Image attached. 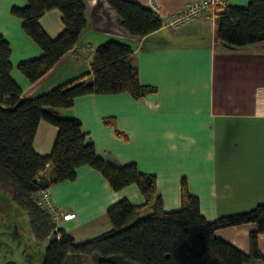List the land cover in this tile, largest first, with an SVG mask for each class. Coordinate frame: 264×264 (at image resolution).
<instances>
[{
  "label": "crops",
  "instance_id": "crops-1",
  "mask_svg": "<svg viewBox=\"0 0 264 264\" xmlns=\"http://www.w3.org/2000/svg\"><path fill=\"white\" fill-rule=\"evenodd\" d=\"M126 1L155 12L161 28L142 38L133 36L105 0H82L86 26L77 43L32 84L17 67L38 58L42 51L10 12L26 6V1L0 0V36L10 46L11 79L22 97L33 99L76 79L92 81L95 49L110 40L125 44L132 50L131 63L140 82L154 87V94L140 100L127 93L88 94L76 98L69 109L46 111L78 119L97 156L109 164H136L140 172L155 176L164 212L180 208L182 179L189 194L198 199L207 222L264 204V42L228 46L217 37L216 21H195L180 29L167 26L171 14L202 0ZM225 1L244 8L250 0ZM39 24L52 39L64 30L56 9L45 12ZM106 118L114 120L121 136L103 123ZM55 134V127L41 121L34 151L49 154ZM51 172L48 165L39 176L48 179ZM46 194L57 228L76 241V229L98 235L108 232L106 212L118 201L127 199L134 206L144 203L135 185L112 191L89 166L80 167L74 181L53 185ZM65 215L74 216L64 220ZM254 229L252 224L230 227L216 231L215 236L247 253L248 235ZM258 246L264 255V235L259 236Z\"/></svg>",
  "mask_w": 264,
  "mask_h": 264
},
{
  "label": "trees",
  "instance_id": "trees-1",
  "mask_svg": "<svg viewBox=\"0 0 264 264\" xmlns=\"http://www.w3.org/2000/svg\"><path fill=\"white\" fill-rule=\"evenodd\" d=\"M26 6L13 7L11 14L22 24L23 32L41 49L42 55L20 63L18 71L35 83L73 49L86 26L82 0H25ZM131 35L144 37L162 26L150 9L126 1L105 0ZM58 10L63 32L50 38L39 24L45 12ZM217 37L231 47L264 42V0H250L246 7L227 6L217 13ZM11 50L0 36V188L27 213L34 239L47 244L42 264H83L90 257L95 264H264L258 238L264 235V204L250 211L207 222L196 197L189 194L185 179L180 182V208L164 212L157 193L156 178L140 172L136 164L113 166L96 154L93 143L82 132L76 118L58 117L46 108L69 109L74 100L88 94L127 93L140 100L156 89L140 82L131 63L132 50L115 40L99 45L90 63L92 81L76 79L33 99H24L11 79ZM41 121L56 128L51 151L39 155L33 141ZM105 125L118 131L113 119ZM48 179L39 176L46 166ZM89 166L99 172L112 191L135 185L144 203L132 205L122 199L106 216L111 229L84 241L57 228L53 214L40 204V192L62 182H72L77 170ZM252 224L248 252L243 253L217 238L216 231Z\"/></svg>",
  "mask_w": 264,
  "mask_h": 264
},
{
  "label": "rangeland",
  "instance_id": "rangeland-1",
  "mask_svg": "<svg viewBox=\"0 0 264 264\" xmlns=\"http://www.w3.org/2000/svg\"><path fill=\"white\" fill-rule=\"evenodd\" d=\"M87 230L92 229L90 227ZM85 231L84 228L75 230L78 241L88 240L99 234ZM49 241L50 239L40 241L33 238L27 213L12 200L9 191L0 188V264L5 261L24 264L22 253L25 250L32 254L34 264H42ZM83 260V264H95L90 257H84Z\"/></svg>",
  "mask_w": 264,
  "mask_h": 264
},
{
  "label": "built area",
  "instance_id": "built-area-1",
  "mask_svg": "<svg viewBox=\"0 0 264 264\" xmlns=\"http://www.w3.org/2000/svg\"><path fill=\"white\" fill-rule=\"evenodd\" d=\"M228 6L225 0H202L185 4V6L171 14L167 19V26L171 29H180L181 27L195 21H212L217 20V13ZM40 204L55 215L47 200L46 191L40 193ZM74 215H65L64 220L71 219Z\"/></svg>",
  "mask_w": 264,
  "mask_h": 264
},
{
  "label": "flooded vegetation",
  "instance_id": "flooded-vegetation-1",
  "mask_svg": "<svg viewBox=\"0 0 264 264\" xmlns=\"http://www.w3.org/2000/svg\"><path fill=\"white\" fill-rule=\"evenodd\" d=\"M27 251L28 250H25L22 253L23 259H24L23 263L24 264H34L32 254L31 253H27ZM2 264H15V263L5 261Z\"/></svg>",
  "mask_w": 264,
  "mask_h": 264
}]
</instances>
